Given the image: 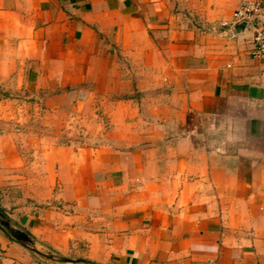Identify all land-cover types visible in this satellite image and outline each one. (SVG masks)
Returning a JSON list of instances; mask_svg holds the SVG:
<instances>
[{
	"label": "crops",
	"instance_id": "0c3cea01",
	"mask_svg": "<svg viewBox=\"0 0 264 264\" xmlns=\"http://www.w3.org/2000/svg\"><path fill=\"white\" fill-rule=\"evenodd\" d=\"M241 1L0 0L10 217L99 264H264V58ZM103 93L89 145L25 131ZM0 264L51 263L0 230Z\"/></svg>",
	"mask_w": 264,
	"mask_h": 264
},
{
	"label": "rangeland",
	"instance_id": "374dc122",
	"mask_svg": "<svg viewBox=\"0 0 264 264\" xmlns=\"http://www.w3.org/2000/svg\"><path fill=\"white\" fill-rule=\"evenodd\" d=\"M114 95L103 93L74 113L66 116H57L55 114L52 117V126L43 128L41 122H38V124L32 123L25 131L32 132L35 130L39 131V133L44 132L53 136L56 142H69L72 140L89 145L93 141H96L97 137H100L103 133L110 132L111 120L108 107L110 106V101L115 98ZM39 115L37 114L35 118L44 120L45 117ZM33 127H36V129ZM15 201V199L12 200L11 198L5 199L4 195L0 196V208L11 214ZM4 205H6L5 208L2 207Z\"/></svg>",
	"mask_w": 264,
	"mask_h": 264
},
{
	"label": "water",
	"instance_id": "95a60500",
	"mask_svg": "<svg viewBox=\"0 0 264 264\" xmlns=\"http://www.w3.org/2000/svg\"><path fill=\"white\" fill-rule=\"evenodd\" d=\"M0 230L35 257L51 264H99L93 260L73 257L40 244L22 225L0 208Z\"/></svg>",
	"mask_w": 264,
	"mask_h": 264
},
{
	"label": "built area",
	"instance_id": "2783aa9c",
	"mask_svg": "<svg viewBox=\"0 0 264 264\" xmlns=\"http://www.w3.org/2000/svg\"><path fill=\"white\" fill-rule=\"evenodd\" d=\"M264 0H242L233 13V24L250 26L253 31L252 57L264 58Z\"/></svg>",
	"mask_w": 264,
	"mask_h": 264
}]
</instances>
